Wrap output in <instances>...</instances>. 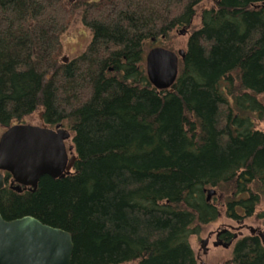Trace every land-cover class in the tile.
<instances>
[{"label":"trees","instance_id":"16d2710c","mask_svg":"<svg viewBox=\"0 0 264 264\" xmlns=\"http://www.w3.org/2000/svg\"><path fill=\"white\" fill-rule=\"evenodd\" d=\"M76 17L92 37L64 64ZM182 29L157 90L146 56ZM29 122L70 131L76 162L35 192L5 174L0 212L70 233L71 264H198L213 223L264 232V0H0V131ZM227 264H264L260 237Z\"/></svg>","mask_w":264,"mask_h":264},{"label":"water","instance_id":"95a60500","mask_svg":"<svg viewBox=\"0 0 264 264\" xmlns=\"http://www.w3.org/2000/svg\"><path fill=\"white\" fill-rule=\"evenodd\" d=\"M185 35V30L181 31ZM177 53L164 48L152 49L146 58L149 82L157 90L171 89L179 75ZM64 62H67L65 59ZM71 134L64 128L55 130L32 125H15L0 138V191L5 187L4 173L12 177L11 185L18 193L22 188L35 192L40 180L64 178L73 169L76 157H69L66 142ZM72 147L69 151L72 152ZM216 195L208 192V201ZM264 244V233L259 231ZM208 239L201 242L207 252ZM231 244L217 241L214 247L228 248ZM74 251L70 233L44 225L33 217L6 221L0 212V264H71Z\"/></svg>","mask_w":264,"mask_h":264},{"label":"rangeland","instance_id":"374dc122","mask_svg":"<svg viewBox=\"0 0 264 264\" xmlns=\"http://www.w3.org/2000/svg\"><path fill=\"white\" fill-rule=\"evenodd\" d=\"M182 30L178 31L177 34L172 35L171 40L168 41L167 44V47L171 46V48H173L174 52L176 53L180 50L184 51L187 43L188 36L181 35L180 33ZM83 36L90 38L92 34L86 27H84L81 24V18L76 17L71 24V30L69 32V35L67 39H65L64 41L65 42L64 48L66 54H63V56H61L60 58L62 63H64L63 61L65 60V58L70 60L72 57L81 55L84 52V50L88 47L90 43L89 38L87 40H83L82 39ZM155 46H160V45L159 43H155ZM28 124H32V122H29ZM257 127L259 129H264V124H260ZM4 132L5 130L0 131V138ZM69 143L71 145V142H68L67 146H69ZM260 223L262 222L253 221V220H243L241 224L239 223L223 224L220 221H218L216 223H213L205 227L202 230V232L199 234V236H194L191 239V244L197 255V258L199 259L198 261L203 262L204 264H227V262L232 260L234 244L236 243V241H238L243 237L249 236L252 232L261 231L262 227ZM224 231H227L234 236L236 235L237 238L234 240L233 245L228 249H224L222 247L219 248L213 247V242L215 241L217 233ZM207 238H210V242L207 246L208 249L207 252L204 253L201 248V240H205ZM132 264H136V263H132Z\"/></svg>","mask_w":264,"mask_h":264},{"label":"flooded vegetation","instance_id":"af4514ba","mask_svg":"<svg viewBox=\"0 0 264 264\" xmlns=\"http://www.w3.org/2000/svg\"><path fill=\"white\" fill-rule=\"evenodd\" d=\"M91 37H92V36H91ZM88 38H89V37H86V36H83V37H82L83 40H87ZM68 61H69V59H68ZM221 238H222V237H221ZM216 239H217V236H216L215 240H216ZM198 260H199V259H198ZM201 263H202V262L199 261V264H201Z\"/></svg>","mask_w":264,"mask_h":264},{"label":"bare ground","instance_id":"6f19581e","mask_svg":"<svg viewBox=\"0 0 264 264\" xmlns=\"http://www.w3.org/2000/svg\"><path fill=\"white\" fill-rule=\"evenodd\" d=\"M64 60V59H63ZM64 62V61H63ZM64 63H68V62H64Z\"/></svg>","mask_w":264,"mask_h":264}]
</instances>
